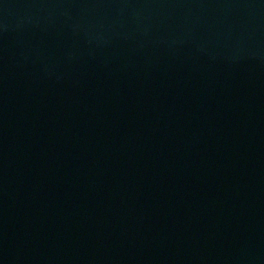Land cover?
<instances>
[{"label":"water","instance_id":"1","mask_svg":"<svg viewBox=\"0 0 264 264\" xmlns=\"http://www.w3.org/2000/svg\"><path fill=\"white\" fill-rule=\"evenodd\" d=\"M0 264H264V0H0Z\"/></svg>","mask_w":264,"mask_h":264}]
</instances>
